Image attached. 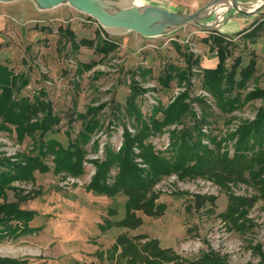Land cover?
<instances>
[{"label":"rangeland","instance_id":"rangeland-1","mask_svg":"<svg viewBox=\"0 0 264 264\" xmlns=\"http://www.w3.org/2000/svg\"><path fill=\"white\" fill-rule=\"evenodd\" d=\"M114 1L110 0L111 11L117 7ZM238 1L247 9L264 0ZM129 2L121 0L119 5L132 11ZM219 4L194 23L162 26L157 22L147 28L150 32L147 34L120 27L109 30L88 11L77 12L69 5L58 6L41 13L36 18L39 20L27 22L7 16V6L0 3V64L19 78L17 87L10 89L17 98H29L31 104L45 103L40 109L31 107V113L22 122L23 128L0 113V172H17L16 165L8 164L21 159L29 169L24 172L25 178L10 183L0 196V204L17 202L22 210L35 212L29 222L5 219L0 224V262L14 259L16 262L3 261L5 264H147L141 259L129 262V256L122 255L121 248L114 249L118 235L127 232L134 242L156 238L162 248H170L179 256L161 264H264V183L260 181L250 178L249 182L221 185L207 177L180 179L179 173L164 175L153 187L158 194L157 202L166 205L164 213L155 217L138 211L144 221L136 229L113 225L102 230L101 225H107L108 220L113 223L125 216L127 195L120 191L108 196L87 189L97 170L93 160L104 161L108 144L112 150L120 149L124 126L135 132L138 114L130 115L131 101L143 120L154 116L163 120L164 108L172 105L180 94L187 93L189 96L184 99L191 108L181 117H186L184 122L193 126L199 124L204 111L202 102L196 98L204 96L209 116L207 123H202L206 133L203 142L213 148L220 146V152L234 153L238 139L234 133L238 126L242 120H253L264 107V95L246 98L250 90L264 89V24L253 35L255 41L244 36L224 42L228 49L226 66L229 68L239 61L235 80L243 77L241 69L250 66L251 71L244 88L233 91L231 98L237 96L236 105L230 112L220 109L217 97L204 88L202 72L197 66L193 68L191 82L182 76L187 64L185 52H190L192 59L197 58L204 68L216 66L218 54L213 36L220 17L223 15L226 20L232 15H243L226 0ZM201 7L175 13L189 15ZM137 9L142 12L144 8ZM120 18L133 19L130 13ZM254 18L264 23V10ZM144 24L142 21L140 26ZM158 26L167 27L160 31ZM167 73L173 74L168 84L161 82ZM19 76L26 77L28 82L23 84ZM47 107L56 120L43 132L31 124L44 118ZM90 108L95 109L101 128L80 144L84 150L81 170L74 174L56 164L53 153L42 154L38 140L43 133L44 140L55 138L67 147L81 137L86 120L81 116ZM181 109L176 105L173 115L180 114ZM16 113L13 116L20 112ZM167 124L144 138V143L151 144L161 156L171 158L176 152L171 145L174 141L171 130L183 125ZM193 131L188 134H194L195 138L198 132ZM215 135L216 141H223L221 144L211 142ZM134 151L139 153L140 149L135 146ZM136 161L146 165L139 156ZM42 164L47 165L46 170H41ZM116 169L111 168L108 178L111 184L116 179ZM247 176H250L248 172ZM196 194L214 195L215 199L198 207ZM231 194L248 196L254 203L240 205L242 213L230 214ZM0 215L4 213L1 211Z\"/></svg>","mask_w":264,"mask_h":264},{"label":"trees","instance_id":"trees-1","mask_svg":"<svg viewBox=\"0 0 264 264\" xmlns=\"http://www.w3.org/2000/svg\"><path fill=\"white\" fill-rule=\"evenodd\" d=\"M213 38L217 44L219 58L217 65L215 67L204 68L197 58H195L196 60L192 59L190 52H185L183 55L187 64L183 69L182 76L191 82V76L194 74L193 68L197 66L200 72H202L204 88L211 91L210 93L217 97L220 109L230 112L235 108L237 97L231 98L232 93L236 88H244L251 73L249 70L250 66L241 69L240 73L243 77L235 80L239 61H235L228 68L226 66L228 49L227 45H224L225 39L221 35H214ZM76 43L78 42H75V45ZM187 73L188 76L186 75ZM171 76L173 74L167 73L166 78L161 77V82H168V78ZM22 78L23 84H26L28 79L26 77ZM18 79L17 74L15 75L7 66L0 64V87L2 89V92H0V113L6 115V119L12 121V123H16L19 127L23 128L22 122L31 113V107L40 109L45 103L42 102L41 105L37 106L36 104H31L30 99L27 97L17 98L10 88L15 89L17 87ZM134 87L136 88V86ZM10 90L12 91L10 92ZM250 91L246 94L247 99L264 95L263 88H256L252 92ZM187 95V93L180 94L173 100L172 105L164 108L165 114L163 120H159L155 116L148 121L143 120L141 113L131 101L130 107L132 110L130 111V115L133 113L138 114L137 124H134L135 132L128 126H124L123 143L120 149L117 151L112 150L108 144L104 161L93 160L97 166V170L89 182L87 189L108 196H114L120 191L127 195L125 216L113 223L108 222V220L107 225H101L102 230H106L113 225L128 229L138 228L144 221L143 217L138 214V211H142L148 216H161L165 211L166 205L157 202L158 194L155 193L153 187L164 175L179 173L180 179L187 176L190 178L207 177L221 185H228L229 182H249L251 181L250 178L264 183V107L258 110L253 120H242V123L238 126L239 128L234 133V135L238 136V139L235 142L234 153L230 155L228 150L220 152V146L217 149L203 142V134L206 135V133L202 130V123H207L209 116V107L204 96L196 98L202 102L204 109L202 118L197 122L199 124L190 126L184 122L186 117L182 119L181 116H186L185 113L191 108V105L186 103L184 99ZM176 105L179 108L182 107L181 113H174L175 115H173L172 109ZM16 111L20 113L17 116H13L17 114ZM45 111L44 118L41 121H35V123L31 124L34 128L43 132L50 129L53 121L56 120L49 107ZM194 113L195 115L197 114L195 111ZM81 117L86 119L83 122L81 137L70 142L67 147L62 146L55 138L44 140L41 137L44 135L43 133L40 134L38 140L39 150L42 154L45 155L47 152L53 153L56 164L61 165L65 170L73 171L74 174L79 173V170H81L79 164L82 162L84 150L80 144L90 140L92 134L101 128V123L95 114V109L90 108L87 114H82ZM169 122H177L183 126L171 130V133L174 135V141L171 142V145L172 148L175 147L176 152L175 156L166 158L155 152L151 144L144 143V138L149 137L153 132L161 130V126L168 125L167 123ZM193 130L198 132L195 138L194 134L192 136L188 134L194 133ZM211 138L212 143L221 144L223 142L216 141V135ZM97 143L95 141L94 145H97ZM135 146L140 149L139 153L134 151ZM137 156L142 158L143 163L146 164L145 166L138 164L136 161ZM8 165H12V167L16 165L17 172L13 174L10 170L6 173L0 172V196L4 194V191L14 179L25 178L24 172L29 170L26 169V163L23 159L18 163L16 162V164L9 162ZM113 167H117V173L115 181L111 184L108 182V178ZM46 169L47 165L42 164L41 170ZM247 172L250 175L249 177L247 176ZM195 196L198 207L204 205L206 201H214L215 199L214 195L196 194ZM230 198L228 206L230 214H234L235 212L242 213L240 205H252L254 203V200L248 196L231 194ZM1 211L4 215H0V224L5 219H7L5 221L27 219L29 222L35 215L33 210H22L17 202L0 204ZM5 214L7 215L5 216ZM9 232L13 231L10 230ZM113 247L115 250L121 248V254L129 256V262H136L137 259H141L147 264H161L163 261L168 260L170 262L179 258L177 254L171 252L170 248H162L159 245L158 239L151 238L145 242H134L133 237L127 232L118 235ZM3 260L7 259H2L0 264H5ZM202 260L204 261L205 259ZM7 261L16 262L14 259Z\"/></svg>","mask_w":264,"mask_h":264},{"label":"crops","instance_id":"crops-1","mask_svg":"<svg viewBox=\"0 0 264 264\" xmlns=\"http://www.w3.org/2000/svg\"><path fill=\"white\" fill-rule=\"evenodd\" d=\"M100 8L107 12H115L119 8L124 6L119 5L121 0H115L114 3L117 6L114 11L108 9L110 5V0H94ZM130 1L128 5L145 8L148 6H158L165 8L171 12L189 10L192 7H201L205 5L209 0H128ZM53 2V1H52ZM0 3H4L6 8L7 16L13 19L23 21H37L41 13L50 11L61 5H69L73 7L77 12L84 13V8L77 2L73 0H58V2L49 4L48 0H0ZM28 3L29 6H25ZM107 6V7H106ZM3 15V14H2ZM257 15V14H256ZM255 15H232L228 19L222 21L220 25L215 29L214 33L216 35H221L225 42L236 40L237 37H244L249 39L252 37V41L255 33L260 30L259 27L264 24L263 22H257L254 18ZM41 19V18H40ZM237 34V35H236ZM225 36H229L230 39ZM263 36V35H262ZM263 38V37H262ZM218 54V52L216 51ZM219 61V58H218ZM218 63V62H217ZM217 65V64H216ZM211 67V66H210ZM215 67V66H212Z\"/></svg>","mask_w":264,"mask_h":264},{"label":"water","instance_id":"water-1","mask_svg":"<svg viewBox=\"0 0 264 264\" xmlns=\"http://www.w3.org/2000/svg\"><path fill=\"white\" fill-rule=\"evenodd\" d=\"M48 1H50L49 4L58 2V0H48ZM73 1L79 3L84 8L85 11H88L91 15L95 16L97 20L100 21L109 30L112 29V27H120L122 29L139 30L147 34H150V32L147 31V28L150 27L151 25H157V24L155 22H151L148 24L146 28H143V29H140L139 26L141 22L150 14L163 12L174 23V25H167V26H177V25L194 23L195 20L202 17L203 14H206L205 12L207 11L208 8H210L214 4L220 5L219 3L222 2V0H213V1L208 2L203 7L199 8L193 14L184 15V14L176 13L179 16H174L175 12H171L165 8H161L158 6H148V7H145L142 12H140V15L137 18H135V23L130 24V22L134 19L133 12L135 10L139 11L137 7L130 6L132 11H127L126 10L127 8L122 7L116 10L115 12H107L103 10L102 8H100V6L94 0H73ZM231 1H232V6H234L236 11L240 12L243 15H256L258 13H262L264 10V1H262L261 3H259L258 5L252 8H247V9L243 7L240 1L238 0H231ZM127 13H130L132 15L133 17L132 20H124L120 18L123 14H127ZM224 20H225V17L222 15L220 17V21L217 23V26L215 28H217L220 25V23ZM167 26L163 28H166ZM163 28H160L158 26V30L160 31H162Z\"/></svg>","mask_w":264,"mask_h":264},{"label":"bare ground","instance_id":"bare-ground-1","mask_svg":"<svg viewBox=\"0 0 264 264\" xmlns=\"http://www.w3.org/2000/svg\"><path fill=\"white\" fill-rule=\"evenodd\" d=\"M226 3L232 4V1L228 0V1H226ZM217 5L218 4H214L213 6L208 8L205 13L207 14V13L211 12L213 9L218 7ZM139 15H140V12L138 10H135L133 12V16L135 18H137ZM174 16H179V15L174 13ZM143 22H145V24L143 26H139L140 29L146 28L148 26V24L151 22H155V23L159 22V24L162 26H164L165 24L171 25L173 23V21L170 18H168L163 12L150 14L143 20ZM133 23H135V20H132L130 22V24H133Z\"/></svg>","mask_w":264,"mask_h":264},{"label":"built area","instance_id":"built-area-1","mask_svg":"<svg viewBox=\"0 0 264 264\" xmlns=\"http://www.w3.org/2000/svg\"><path fill=\"white\" fill-rule=\"evenodd\" d=\"M226 38H228V39H230V37L229 36H225Z\"/></svg>","mask_w":264,"mask_h":264}]
</instances>
